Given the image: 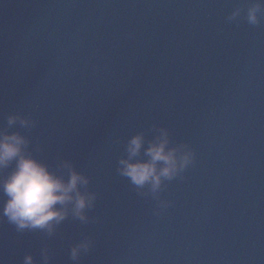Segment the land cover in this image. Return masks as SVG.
Masks as SVG:
<instances>
[{"label": "water", "instance_id": "95a60500", "mask_svg": "<svg viewBox=\"0 0 264 264\" xmlns=\"http://www.w3.org/2000/svg\"><path fill=\"white\" fill-rule=\"evenodd\" d=\"M251 2L0 0V127L30 116L31 131H10L53 168L73 161L98 193L89 223L69 216L53 237L0 222V264H43L44 246L50 264H264V18L227 19ZM153 125L196 152L159 215L116 171Z\"/></svg>", "mask_w": 264, "mask_h": 264}, {"label": "clouds", "instance_id": "9594fccd", "mask_svg": "<svg viewBox=\"0 0 264 264\" xmlns=\"http://www.w3.org/2000/svg\"><path fill=\"white\" fill-rule=\"evenodd\" d=\"M242 14L250 25L260 24L264 18V0L237 6L227 19L238 21ZM17 125L31 131L36 121L13 113L7 117V126L0 127V222L7 220L18 233L39 231L48 237L55 236L69 216L83 224L89 223L92 220L89 211L96 207L98 199V193L89 188L91 178L69 159H60L55 168L40 159L35 155L42 150L39 145L33 150L28 135L10 131ZM149 131L153 133L151 139L145 131H140L127 140L116 171L139 194L158 201L155 212L159 215L172 204L160 198L165 182L180 177L193 165L196 152L188 143L173 144L166 127L153 125ZM93 245L90 236L72 245L71 260L79 262ZM41 257L43 264H50L47 246L41 249ZM23 264H36L34 256L26 255Z\"/></svg>", "mask_w": 264, "mask_h": 264}]
</instances>
